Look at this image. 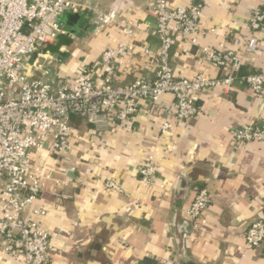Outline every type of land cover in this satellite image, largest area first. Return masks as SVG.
Listing matches in <instances>:
<instances>
[{"label": "crops", "instance_id": "1", "mask_svg": "<svg viewBox=\"0 0 264 264\" xmlns=\"http://www.w3.org/2000/svg\"><path fill=\"white\" fill-rule=\"evenodd\" d=\"M84 1L89 7L65 14L61 22L66 33L55 44L41 46L30 63L40 61L51 78L75 77L88 66L97 82L103 73V51L120 41L133 42L137 51L115 71L113 83L153 78L154 62L143 51L160 48L155 19L146 13L153 0ZM170 2L203 7L197 42L188 44L187 53L180 45L172 48L177 76L193 77L199 71L222 75L223 70L202 60L207 49L221 45L243 58L242 74L264 67L263 31L257 33L258 50L245 51L250 14L264 7V0ZM128 19L141 24L132 37L120 30ZM30 74L41 77L40 72ZM199 104L201 114L184 121L167 114L166 109L175 108L171 94H165L159 106L144 102L126 121L112 115L95 126L74 117L69 150L34 154L53 179L34 205H44L47 214L36 216L30 209L26 216L58 232L50 264H163L168 258L178 264H264V244L251 248L245 239L249 225L264 214V142L242 145L234 139L243 123L264 121V89L255 94L236 82L229 93L205 90ZM166 119L172 127L163 131ZM150 157L157 164L153 185L140 176ZM69 173L73 177L67 179ZM108 180L119 183L123 192L107 190ZM199 186L208 188L211 202L203 217L192 221L186 210ZM0 264L23 263L0 251Z\"/></svg>", "mask_w": 264, "mask_h": 264}, {"label": "built area", "instance_id": "2", "mask_svg": "<svg viewBox=\"0 0 264 264\" xmlns=\"http://www.w3.org/2000/svg\"><path fill=\"white\" fill-rule=\"evenodd\" d=\"M84 0H0V251L23 264H50L52 239L58 232H50L38 221L28 219L32 209L36 216H45L44 205L34 207L48 181L53 179L44 165L37 163L34 154L47 151L59 155L69 150L73 139L72 120L85 119L99 126L112 115L119 121L134 117L144 102L159 106L165 94L174 97L175 108L167 114L179 121L201 114L200 100L205 90L231 92L236 82L248 86L253 93L264 89V67L250 74H242L243 58L225 45L207 49L202 60L223 74L212 76L199 71L193 77L177 76L171 65V51L180 45L189 52L196 43L200 29L202 5H172L170 0H153L146 13L155 19L160 48L154 52L143 48L146 55H154L156 65L153 78L136 79L128 85H116L112 77L136 53L133 42L120 41L107 47L101 56L103 73L96 82L88 66H82L75 77H50L48 69L31 56L43 45L55 44L66 33L61 18L88 8ZM248 26L251 36L245 46L247 53L259 48L257 33L264 32V7L252 10ZM141 29L134 20H123L121 33L132 37ZM40 72L41 77L30 74ZM172 124L166 119L163 131ZM239 144L264 142V121L243 123L234 133ZM157 164L152 157L140 169L143 183L153 185ZM56 183H60L56 181ZM109 191L123 192L113 181L104 183ZM57 196L67 198L64 193ZM211 202L207 187L199 186L187 208L188 217L195 221ZM246 243L251 248L264 244V214L247 228ZM163 264H178L168 258Z\"/></svg>", "mask_w": 264, "mask_h": 264}, {"label": "water", "instance_id": "3", "mask_svg": "<svg viewBox=\"0 0 264 264\" xmlns=\"http://www.w3.org/2000/svg\"><path fill=\"white\" fill-rule=\"evenodd\" d=\"M66 15L69 17L71 16L70 12L69 13H66ZM155 52V51H154ZM154 55L152 54H149V55H146L147 59H152ZM135 58V57H134ZM133 58V59H134ZM154 69L156 70V65H154ZM141 78H146V77H138L137 79H141ZM70 177H73V174L72 173H69V177L67 179H70Z\"/></svg>", "mask_w": 264, "mask_h": 264}]
</instances>
